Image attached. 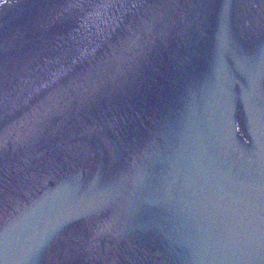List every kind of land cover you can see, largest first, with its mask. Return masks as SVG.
<instances>
[{
    "label": "water",
    "instance_id": "1",
    "mask_svg": "<svg viewBox=\"0 0 264 264\" xmlns=\"http://www.w3.org/2000/svg\"><path fill=\"white\" fill-rule=\"evenodd\" d=\"M0 264H264V0H0Z\"/></svg>",
    "mask_w": 264,
    "mask_h": 264
}]
</instances>
